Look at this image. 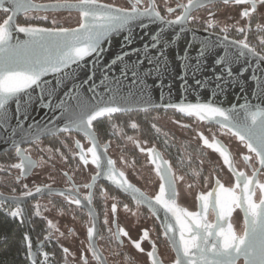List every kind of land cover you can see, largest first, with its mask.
<instances>
[{
    "label": "snow or ice",
    "instance_id": "obj_1",
    "mask_svg": "<svg viewBox=\"0 0 264 264\" xmlns=\"http://www.w3.org/2000/svg\"><path fill=\"white\" fill-rule=\"evenodd\" d=\"M222 2L225 5H247L240 12V17L249 21V27L251 17L256 13L258 5L264 6V0H222ZM6 3L8 7H5ZM140 3L141 0H135L130 8L125 9L111 4H101L99 0H54V2L47 4L35 3L34 0H0V9L5 13H11L0 22V121H7V106L10 101L16 103L19 111L21 100L25 96H27L26 103L31 101V96L28 93L29 89L34 90L35 86L41 88L43 92L41 78L49 72L60 73L65 69H69L73 64L79 65L80 61L93 53H96L99 59L104 51L103 43L112 34L127 29L129 35L125 40L130 43L132 41V25L135 21L147 17L153 22L159 20L166 26L185 24L188 21L195 20V17L192 16L194 9L209 7L211 0H187L186 4L178 3L177 7L183 10L174 20H168L161 15L157 10L156 0H150L149 4L143 9L138 7ZM74 8L78 9L80 14V23L77 28H48L30 23L21 26L15 23L16 15L20 12L27 16L30 12H47L50 9L71 10ZM174 11L175 9L171 7L166 8L168 14ZM208 15L212 17L215 14L209 11ZM39 19L47 21L48 16H42ZM52 23L55 24L56 21L53 20ZM206 23L209 27L213 26L211 20L206 21ZM236 25L238 32H245L244 27L238 26L239 21L236 22ZM257 28L264 31V25L262 24L258 23ZM13 31L25 34L28 39L16 40L13 44ZM163 31L164 29H161L160 33L152 36L151 46L153 48H156L158 44L171 43L170 40L163 38ZM181 31H184V29L181 28ZM220 31L226 33L228 26L222 27ZM223 38L228 40L227 35H224ZM246 39L245 36L244 40L233 41L232 43L258 56L259 53L249 46ZM261 43H264V40ZM209 46V42H201L200 57L204 56ZM243 54L241 52V55ZM127 55L129 54L123 53L121 56H117L112 63L123 62L124 57ZM160 55L163 57V49H160ZM222 62L225 61H217V63ZM136 63H139V61L133 62L131 67L126 65V68L137 80H141V73L137 70ZM149 63H153V61L149 59ZM154 66L157 75L161 71L167 70L166 62L161 63L158 60ZM198 67L199 61L195 67L189 63L184 64V69L186 71L191 69L193 74ZM122 75L126 76V72H122ZM147 75H151V72ZM229 75H231L230 70ZM116 83L118 85L120 81ZM196 84L203 86L204 82L197 80ZM217 86L220 87V85ZM89 91H92L95 95L94 86ZM110 91L115 92L113 89H110ZM140 91L143 93L145 90L141 89ZM74 98L77 103L72 109L68 124L56 131L69 134L73 131L83 133L91 146L85 150L80 141L76 140L74 142L75 148L78 150L76 155H78L84 166L91 163L97 169H100L93 180L104 176L124 191L130 192L137 206H147L149 211L156 216L161 210L164 212L161 227L163 228V235L172 244L176 253L173 264H237L240 257L244 258L245 264H264V182L258 179L259 175L264 174V108L248 104L241 105L243 109V115H241L235 110H225L214 103L169 104L165 106L178 108L181 113L190 117L195 116L201 121L205 119L215 121L221 128L227 129L247 149L248 154L242 155V159L246 164L253 161L254 158L259 164V168L253 167L251 175H247L243 171H237L227 149L218 141H215L214 138L213 142H210L203 133H200L203 144L214 149L223 158L224 165H227L228 170L235 176V184L232 187H225L219 179H216L212 191L206 194L202 193L197 197L200 201V211H189L177 203L179 196L177 181L183 180V177L175 174L171 164L164 160L162 154L156 151L155 148L148 149V152L150 162L155 165L154 170L160 183L158 191L151 197L129 183L125 173L116 170L115 161L112 159H107L106 165H102V156H106L107 146H102L98 142L93 126L94 121L106 115L112 116L115 113L128 111L127 98H118L116 94H113L108 100L101 99L95 104L79 95ZM121 101L124 102L121 103ZM64 103L62 101L61 106ZM144 103L149 102L144 101ZM253 108H255L254 111ZM112 127L115 129L116 125ZM131 127L135 129L138 126L136 123H132ZM152 127L155 128L156 125L153 124ZM36 138L39 139L38 135ZM128 139L131 140L132 138L128 137ZM101 148H103V153H101ZM140 150L145 151L143 148ZM49 151L51 152L52 149H49ZM55 151L58 152L59 149ZM16 154L19 157V162L12 164L11 167L19 169L21 176L28 175L34 168L46 163L43 159L40 162L33 160L30 155L26 154V150L19 147L16 148ZM61 155L63 156V154ZM51 159L52 156H49V160ZM64 159L67 158L64 157ZM196 175H199V173H196ZM205 179L207 180V178ZM45 187L52 194L51 187L49 185H45ZM83 187L91 188L92 186L85 184ZM41 191L40 187L35 189L37 193ZM23 195L30 196L32 192H25ZM58 195L65 196L70 204L77 206L82 204L81 199L72 190L60 192ZM92 198V193L89 192L85 200L89 206L88 214L94 221L95 213L90 207ZM210 207L217 214L215 224L207 222V212ZM124 208L129 210L127 204L124 205ZM235 208H240L244 212L243 231L240 233L234 229L231 223H227V218L231 216ZM111 210L113 214L116 213L117 205L115 203L112 204ZM10 216L22 218V208L18 206L10 212ZM105 223H107V219H105ZM225 223L227 226H225ZM94 235L95 224L93 223L92 226L87 228L89 245L86 250L93 253L94 259L100 260V256L97 255L93 247ZM120 235L129 236L127 231L118 227L114 236L119 239ZM148 235V231L144 230L140 240L132 241L138 251L144 252L141 241L147 239ZM25 239H28L27 236ZM129 239L131 238L129 237ZM28 248V255L32 256L30 243ZM63 251L68 253L69 250L64 248ZM147 256L151 264H162L157 257L154 242L152 243V250L147 252ZM84 264H88L87 259H84Z\"/></svg>",
    "mask_w": 264,
    "mask_h": 264
},
{
    "label": "flooded vegetation",
    "instance_id": "obj_2",
    "mask_svg": "<svg viewBox=\"0 0 264 264\" xmlns=\"http://www.w3.org/2000/svg\"><path fill=\"white\" fill-rule=\"evenodd\" d=\"M34 2L47 4L54 2V0H34ZM99 2L128 9L135 0H99ZM149 2L150 0H141L138 7L143 9ZM178 3L186 4L187 0H156L157 10L169 20H174L182 12L183 9L177 7ZM5 7H8L7 3ZM167 7H171L175 11L168 14L166 12ZM244 7L247 5H225L222 0H211L209 7L194 9L192 16L195 17V20L187 23L194 28L207 29L237 40H244L246 36V42L249 46L264 56V43H261L264 40V31L257 28L258 23L264 25V6L258 5L256 13L251 17L250 27L248 26L249 21L240 17V12ZM209 11L215 15L210 17ZM10 14L0 9V22ZM42 16H48V20L39 19ZM53 20L56 21L55 24L52 23ZM208 20L213 22L212 27L206 23ZM237 21H239V27L245 28L244 33L236 30ZM15 23L21 26L30 23L48 28H73L79 25L80 14L79 10L75 8L30 12L27 16L20 12L16 15ZM226 25L228 31L222 33L220 30ZM150 110L156 115H153L149 120L145 122L130 121L131 124H137L138 127L135 129L129 126L128 130L123 132L119 123L118 128L122 132L118 134L97 133L101 145L107 146L109 159L115 161L116 170L123 171L126 179L148 196L151 197L156 194L160 183L154 170L155 165L150 162L148 149L151 148H155L162 154L163 159L171 164L177 176L183 177V180L177 181L179 193L177 203L189 211H200V201L197 197L202 193L206 194L212 191L216 179H219L225 187L234 186L235 176L228 170V166L224 165L223 158L219 153L203 144L200 133H203L210 142H213L214 138L227 149L237 171L251 175L253 167L259 168L255 158L247 164L243 161L242 155L248 154L247 149L235 136L227 129L221 128L220 125L201 121L195 116H187L176 109L155 108ZM153 124L156 125L155 128L152 127ZM128 137L132 139L129 140ZM76 140L80 141L85 150L91 146L83 134L75 131L70 134L61 132L24 145L26 154L34 160L37 162H40L41 159L46 161L26 176H21L19 169L11 167L12 164L19 162L16 149L11 150L15 153L16 159L10 163L0 159V172L4 178L6 176L5 181H0V191L13 195H23V193L32 191L37 187L49 185L76 191L83 198L91 192L92 203L101 220L98 246L108 264H151L147 252L152 250L153 242L156 244L157 257L162 264H173L176 253L172 244L163 235V228L161 227L163 222L158 216L153 215L147 206H137L132 197L120 189L101 178L93 180L100 169L91 163L87 166L83 165L76 155L78 152L74 143ZM141 148L145 151L142 152ZM49 149L60 150L63 154V167L53 162L52 159L49 160ZM258 179L264 182V174L259 175ZM85 184H90L92 187L85 188L83 187ZM45 198L52 204L49 211L53 213L56 206L61 208L74 207L65 196L58 194L39 197L30 201L28 203L30 211L36 215L39 213L37 216L45 219H50L45 215L47 211L44 204ZM79 199L85 203L82 198ZM113 203L117 205L115 214L111 210ZM125 204L128 205L129 210L124 208ZM76 210L79 211L82 220H84L82 225L74 223L67 216H63L64 214L59 215L47 223L49 229L45 232L46 237L57 241L62 250L64 248L69 250L68 253L63 251L64 264H84V259H87L88 264H102L101 260L93 258L91 251L86 250L89 245L87 228L92 225V220L85 210L79 207ZM161 212L164 215L162 210ZM105 219H107V223H105ZM207 222L212 224L217 222V214L212 211L211 207L207 212ZM227 223H231L238 233L242 232L244 225L242 210L235 208L231 216L227 218ZM225 226H227L226 223ZM118 227L127 231L129 236L120 235L117 239L114 233L117 232ZM144 230H147L149 235L147 239L141 241L144 252H140L134 247L132 241L140 240ZM237 264H245V262L240 259Z\"/></svg>",
    "mask_w": 264,
    "mask_h": 264
},
{
    "label": "water",
    "instance_id": "obj_3",
    "mask_svg": "<svg viewBox=\"0 0 264 264\" xmlns=\"http://www.w3.org/2000/svg\"><path fill=\"white\" fill-rule=\"evenodd\" d=\"M181 28L184 31H181ZM161 29H164L163 38L170 40L171 43L158 44L156 48H153L151 46L152 36L160 33ZM131 34L132 41L130 43L125 40L129 35L127 29L112 34L103 43L104 51L99 59L96 53H93L80 61L79 65L73 64L69 69L60 73L49 72L43 76L41 79L44 91L42 92L41 88L35 86L34 90L29 89L31 101L26 103L27 96H25L21 100L19 111L16 103L10 101L7 106V121H0V155L17 147L24 150V145L61 133L56 130L68 124L72 109L77 103L74 98L76 95L89 99L92 104H95L101 99L108 100L113 94H116L118 98H127L128 111H132L131 104L133 102H141L152 106L153 109L176 110L179 109L165 106L169 104L214 103L225 110H235L241 115H243L241 105L248 104L264 108V56L256 50L259 55H253L246 49L232 43L238 41L237 39L228 37V40H224V35L220 33L194 28L187 22L166 26L159 20L153 22L147 17L133 23ZM27 39L25 34L13 31V44L16 40ZM202 41L209 42L210 46L205 51L204 56L200 57ZM160 49H163V57L160 55ZM241 52L244 54L241 55ZM123 53L129 55L124 57L123 62L118 61L113 64L112 61ZM149 59L153 63H149ZM158 60L161 63H167V70L161 71L159 75H157L154 66ZM137 61L139 63H136V68L141 73V80H137L126 68V65L131 67V64ZM198 61L199 67L196 68L194 74L191 69L187 71L184 69L185 63L195 67ZM217 61L225 62L217 63ZM229 70L231 75H229ZM122 72H126V76L122 75ZM149 72L151 75H147ZM197 80L203 81L204 85L198 86ZM117 81H120L118 85ZM93 86L95 95L89 91ZM110 89L115 90V92L110 91ZM141 89L145 91L141 93ZM62 101L65 102L63 106H61ZM144 101L149 103H144ZM123 102L121 101V103ZM252 110L254 111L255 108ZM203 121L219 125L215 121L207 119ZM94 131L97 135L95 128ZM97 139L100 143L98 135ZM101 153H103V148H101ZM107 159L109 157L106 153V156H102V165H106ZM98 178L132 197L130 192L124 191L104 176ZM50 187L52 194L45 186H40L42 191L37 193L34 189L30 196L13 195L0 191V199L22 208V218L26 225L27 236L33 253L31 261L34 264H41L38 253L46 245V240L49 237L40 239L36 235L28 203L39 197L56 195L69 190ZM75 194L78 198H82L85 203L80 206L72 204L74 207L70 206L63 209L68 218L76 223H81L82 218L76 208L79 207L89 213V206L85 198L77 194L76 191ZM90 207L95 213L94 221L90 217L92 224H95L93 247L97 255L100 256L101 263L108 264L98 246L101 220L93 203ZM163 217L164 215L160 211L158 218L161 222H163ZM240 259L244 260L243 257Z\"/></svg>",
    "mask_w": 264,
    "mask_h": 264
},
{
    "label": "trees",
    "instance_id": "obj_4",
    "mask_svg": "<svg viewBox=\"0 0 264 264\" xmlns=\"http://www.w3.org/2000/svg\"><path fill=\"white\" fill-rule=\"evenodd\" d=\"M152 114V110H132L124 113H115L112 116H105L94 121V128L99 134L109 135L112 133L114 122L120 123L121 126H127L132 120L145 122L151 118ZM0 159L10 163L16 159V155L10 150L1 154ZM30 213L36 235L40 239H45V232L49 229L46 219L33 214L31 211ZM26 234L27 230L23 218H10L0 210V264H28V259L26 258ZM45 248L54 252L55 264H64L65 256L57 241L48 238Z\"/></svg>",
    "mask_w": 264,
    "mask_h": 264
},
{
    "label": "rangeland",
    "instance_id": "obj_5",
    "mask_svg": "<svg viewBox=\"0 0 264 264\" xmlns=\"http://www.w3.org/2000/svg\"><path fill=\"white\" fill-rule=\"evenodd\" d=\"M153 115H156V114H152V116ZM118 124H119L118 122H114V125H116V128L113 129V127H112V131H111L112 134H118L119 132H122V130H123V132H125L124 130H128V127L132 125L130 123L127 126H121L122 127L121 128L122 130H121V129L118 128ZM126 133H129V131H126ZM40 145H42V144H40ZM55 150L56 149H54L51 152H49L50 154H48V155L49 156H52L53 162H56V163L60 164L63 167L64 162L62 160L61 152H60V150L58 152L55 151ZM5 178H6V176H5ZM5 178H4V176H2V173L0 172V181H5L4 180ZM44 204H45V209H47V211L45 212V215H46V217L48 216L50 218V219H46V222L47 223H49L50 220H53V218H57V216H59V215H63L64 214L63 216H67L66 211L63 208H61L60 206H56L55 208L53 207L54 209H56L54 213L53 212H50L49 210H50L52 204L46 198L44 199ZM72 221L74 223H76L74 220H72ZM83 222H84V220H82V222L81 223H78V224H81L82 225Z\"/></svg>",
    "mask_w": 264,
    "mask_h": 264
},
{
    "label": "built area",
    "instance_id": "obj_6",
    "mask_svg": "<svg viewBox=\"0 0 264 264\" xmlns=\"http://www.w3.org/2000/svg\"><path fill=\"white\" fill-rule=\"evenodd\" d=\"M166 19H168V18L166 17ZM17 207H18V205H16V204H11L8 201L0 199V210L2 212H4L5 214H7L10 218H13V217L10 216V212L14 211ZM26 236H27V234H26ZM27 238H28V236H27ZM29 243H30V241H29V239H27V242H26V245H27L26 258L28 259V264H34L31 261V256L28 255V251H29L28 245H29ZM45 253L47 254L46 256L44 255ZM38 254H39V262L41 264H55V254H54V252H52L51 250L45 248V246L39 250Z\"/></svg>",
    "mask_w": 264,
    "mask_h": 264
},
{
    "label": "bare ground",
    "instance_id": "obj_7",
    "mask_svg": "<svg viewBox=\"0 0 264 264\" xmlns=\"http://www.w3.org/2000/svg\"><path fill=\"white\" fill-rule=\"evenodd\" d=\"M145 109L150 110V109H153V107L149 105H145L141 102H133L131 104V110L145 111Z\"/></svg>",
    "mask_w": 264,
    "mask_h": 264
}]
</instances>
